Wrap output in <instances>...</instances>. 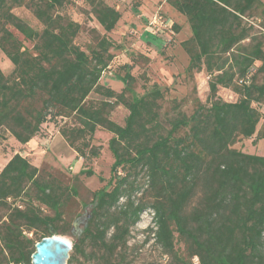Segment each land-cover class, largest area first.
I'll return each mask as SVG.
<instances>
[{
  "label": "trees",
  "instance_id": "16d2710c",
  "mask_svg": "<svg viewBox=\"0 0 264 264\" xmlns=\"http://www.w3.org/2000/svg\"><path fill=\"white\" fill-rule=\"evenodd\" d=\"M166 2L190 25L192 35L182 42L186 73L209 77L206 103L195 97L191 112L174 99L167 114L168 89L158 84L137 95L131 72L119 92L102 84L118 46L98 32L87 50L78 45L82 24L64 11L72 0H0V49L14 66L10 74L0 68V139L9 132L26 145L46 123L62 119L59 133L89 161L99 156L96 132L112 135L111 179L93 192L91 218L68 264L79 257L122 264L132 228L148 211L155 244L174 264H195V257L198 264H264V155L234 147L264 139V1ZM85 3L106 33L116 29L117 8ZM17 7L31 10L42 28L16 15ZM221 88L238 100H223ZM120 105L129 111L123 125L112 119ZM78 196L77 188L15 154L0 172V264H32L38 242L69 234L59 224Z\"/></svg>",
  "mask_w": 264,
  "mask_h": 264
},
{
  "label": "rangeland",
  "instance_id": "374dc122",
  "mask_svg": "<svg viewBox=\"0 0 264 264\" xmlns=\"http://www.w3.org/2000/svg\"><path fill=\"white\" fill-rule=\"evenodd\" d=\"M264 1V0H263ZM122 13V18L114 31L106 33L98 23L95 15L85 0H72L65 8L73 20L82 24V32L76 43L87 50L94 43L98 32L106 34L118 47L112 49L114 59L103 74L101 83L121 91L124 86L122 76L131 72L136 78L135 92L143 95L153 84L167 88L164 111L172 113L173 100L183 105V110L191 112L193 99L199 97L206 103L209 96V77L205 71L195 72L194 76L186 73L189 56L182 47L192 33L187 19L171 7L166 0H105ZM14 13L25 19L31 26L41 29L42 25L31 10L17 7ZM176 26L179 28L176 29ZM23 39L22 36H20ZM25 46L32 48L31 42ZM128 64L131 68H125ZM0 68L10 74L14 68L12 62L0 49ZM219 96L229 102H235L239 96L230 89L221 88ZM91 99L99 98L92 94ZM129 111L122 105L112 112V119L120 124L125 123ZM58 123H46L38 137L39 143L23 145L9 132H4L0 139V172L8 161L17 153L27 157L35 166L52 172L67 184L77 188L79 196L65 207V222L59 224V232L67 228L69 234H56L74 246V241L81 236L88 225L93 209V192L103 188L111 179V166L114 162L109 149L112 135L102 129L95 134L94 146L99 149V156L85 161L72 149L66 152L61 148V134ZM261 127L259 125L258 129ZM60 147V148H59ZM235 148L243 152L264 153V141L241 140ZM73 155V156H72ZM93 169L95 175L88 177L80 174L81 170ZM122 174V173H121ZM142 179V178H141ZM142 181V180H141ZM142 182H145L143 179ZM125 200H121L124 202ZM152 211L144 212L141 221L132 228L128 249L122 251L118 261L122 264H174L166 257L162 249L155 244L150 228H153ZM182 247L177 244V248ZM72 252V251H71ZM74 264H88L83 257ZM94 264V262L92 263Z\"/></svg>",
  "mask_w": 264,
  "mask_h": 264
},
{
  "label": "water",
  "instance_id": "95a60500",
  "mask_svg": "<svg viewBox=\"0 0 264 264\" xmlns=\"http://www.w3.org/2000/svg\"><path fill=\"white\" fill-rule=\"evenodd\" d=\"M35 249L32 264H68L73 245L61 237L52 236L38 242Z\"/></svg>",
  "mask_w": 264,
  "mask_h": 264
},
{
  "label": "crops",
  "instance_id": "0c3cea01",
  "mask_svg": "<svg viewBox=\"0 0 264 264\" xmlns=\"http://www.w3.org/2000/svg\"><path fill=\"white\" fill-rule=\"evenodd\" d=\"M61 137V148L63 149V150H65L66 152H69L70 154H72L71 152H70V146L68 145V143L63 139V137L62 136H60ZM39 139L38 138H35V139H33V140H31L28 144H30V145H32L33 143H36V144H38L39 143V141H38ZM249 140H254V138H252V139H249ZM264 141V139L262 140V142ZM60 148V147H59ZM248 153H250V154H255V153H252V152H248ZM258 155H264V153H258ZM73 156V155H72Z\"/></svg>",
  "mask_w": 264,
  "mask_h": 264
},
{
  "label": "built area",
  "instance_id": "2783aa9c",
  "mask_svg": "<svg viewBox=\"0 0 264 264\" xmlns=\"http://www.w3.org/2000/svg\"><path fill=\"white\" fill-rule=\"evenodd\" d=\"M193 261H194L195 264H198V262H199V260H198L197 257H195V258L193 259Z\"/></svg>",
  "mask_w": 264,
  "mask_h": 264
}]
</instances>
